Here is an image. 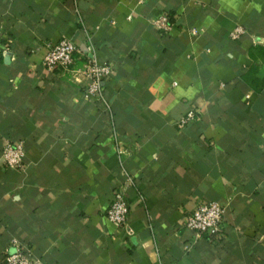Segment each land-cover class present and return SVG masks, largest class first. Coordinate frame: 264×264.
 <instances>
[{"label":"crops","instance_id":"crops-1","mask_svg":"<svg viewBox=\"0 0 264 264\" xmlns=\"http://www.w3.org/2000/svg\"><path fill=\"white\" fill-rule=\"evenodd\" d=\"M64 37L78 66L89 47L111 66L109 111L42 66ZM5 140L26 156L0 161V264L17 248L35 264H264V0H0ZM201 202L224 208L219 241L183 228Z\"/></svg>","mask_w":264,"mask_h":264},{"label":"built area","instance_id":"built-area-1","mask_svg":"<svg viewBox=\"0 0 264 264\" xmlns=\"http://www.w3.org/2000/svg\"><path fill=\"white\" fill-rule=\"evenodd\" d=\"M155 28L160 32L169 33L172 24L164 16L154 22ZM193 34L197 35L196 31ZM244 30L238 27L232 34L233 40H238ZM46 53L42 59V66L48 73L65 72L70 74L74 84L81 85L83 96L86 101L97 102L104 111H109V103L106 98L104 84L111 79L113 70L106 63H101L96 58L94 49L89 47L90 52L82 66L77 65V55L80 54L77 44L68 39L61 38L56 43L45 44ZM3 53L10 55V44L4 46ZM197 110L191 109L178 122L177 126L183 128L194 122L197 118ZM26 153L22 142L5 140L1 151L0 161L8 169H22ZM124 182L114 192L113 200L107 209L106 218L118 228H124L127 223L130 205L126 198V191L134 187L132 176L123 171ZM224 208L216 202H201L193 213L188 216L183 228L193 232L197 238H211L219 241L224 236L223 227ZM3 264H35L29 251L24 248L17 250L4 259Z\"/></svg>","mask_w":264,"mask_h":264}]
</instances>
